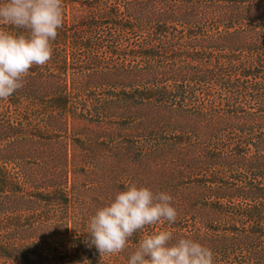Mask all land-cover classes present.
I'll return each mask as SVG.
<instances>
[{"label": "trees", "instance_id": "obj_1", "mask_svg": "<svg viewBox=\"0 0 264 264\" xmlns=\"http://www.w3.org/2000/svg\"><path fill=\"white\" fill-rule=\"evenodd\" d=\"M52 47L0 100V264H127L140 233L86 231L129 182L214 264H264V0H64Z\"/></svg>", "mask_w": 264, "mask_h": 264}, {"label": "clouds", "instance_id": "obj_2", "mask_svg": "<svg viewBox=\"0 0 264 264\" xmlns=\"http://www.w3.org/2000/svg\"><path fill=\"white\" fill-rule=\"evenodd\" d=\"M63 23L64 0H0V100L24 86L33 66L51 60ZM177 217L171 194L129 182L95 209L86 232L100 255L124 252L140 233L127 264H214L211 248L163 227Z\"/></svg>", "mask_w": 264, "mask_h": 264}, {"label": "rangeland", "instance_id": "obj_3", "mask_svg": "<svg viewBox=\"0 0 264 264\" xmlns=\"http://www.w3.org/2000/svg\"><path fill=\"white\" fill-rule=\"evenodd\" d=\"M135 180L136 181H141V178L140 177H134V182H136ZM103 197L104 196L102 194H100L99 197H98V201H100V200L102 201L103 200ZM106 199H107V197H106Z\"/></svg>", "mask_w": 264, "mask_h": 264}]
</instances>
